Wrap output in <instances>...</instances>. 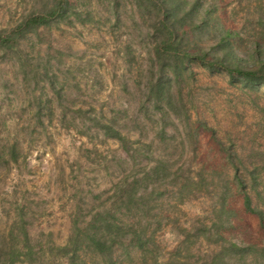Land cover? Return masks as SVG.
<instances>
[{
	"label": "rangeland",
	"instance_id": "1",
	"mask_svg": "<svg viewBox=\"0 0 264 264\" xmlns=\"http://www.w3.org/2000/svg\"><path fill=\"white\" fill-rule=\"evenodd\" d=\"M53 1L0 0V29L14 28ZM72 2L84 21L72 18L71 22L41 28L21 41L19 52L0 49V239L11 231L22 234L23 222L30 245L40 254L48 247L64 246L77 218L85 223L95 212L109 209L118 186L142 174L157 159L170 160L174 170L191 164L207 182L218 179L224 166L222 154L198 119L238 153V165L246 175L261 169L263 202L264 86L251 89L193 63L182 86L191 126L196 130V151L189 148L181 152L187 132L184 123L171 120L165 128L166 141L155 142L151 151L135 161L96 123L112 124L132 141L141 138L135 148L155 137L163 112L139 109L140 103L153 108L146 98L140 99L144 93L141 82L149 71L152 38L142 23L133 20L131 0H117V4L113 0ZM33 69L39 71L37 79ZM45 71L48 76H43ZM47 77L53 79L54 86ZM53 89L60 92L61 102ZM40 97L52 108L37 114ZM135 118L147 127L133 128ZM15 144L18 160L13 162L9 147ZM164 189L160 191L168 194ZM234 194L236 197L229 199L234 223L224 230L226 237L239 244H261L264 233L259 219L246 213L241 195ZM170 201L174 199L161 197V204L149 218L151 231L159 228L157 221L163 217L181 224L171 226L169 220L164 221L155 232L167 258L181 239L177 236L179 227L188 229L192 221L209 217L213 204L205 193L168 211L162 203ZM23 239L20 235L19 242ZM41 261L66 264L65 259L47 254Z\"/></svg>",
	"mask_w": 264,
	"mask_h": 264
},
{
	"label": "trees",
	"instance_id": "2",
	"mask_svg": "<svg viewBox=\"0 0 264 264\" xmlns=\"http://www.w3.org/2000/svg\"><path fill=\"white\" fill-rule=\"evenodd\" d=\"M113 1L117 4V0ZM131 1L135 9L133 20L144 25L146 35L153 42L148 75L141 82L144 93L140 91V99L146 98L153 108L140 103L139 109L163 112L162 123L158 122L162 125L148 144L137 148L134 146L142 142L141 138L132 141L109 123L96 125L106 136L118 140L137 161L143 152L145 156L151 151L155 142L164 143L167 124L178 120L184 123L187 132L182 139L181 152L189 148L196 151V130L191 126L188 100L183 94L186 74L192 72L190 69L195 63L209 73L225 74L232 82H241L251 89L264 86V0ZM72 18L82 20V13L77 11L74 2L54 0L51 5L30 13L14 28L0 29V49L19 52L21 41L29 34L71 22ZM33 70L37 72L33 74L37 79L39 71ZM45 73L43 76H48V71ZM47 78L49 85L54 86L53 79ZM55 92L61 102L60 92ZM37 100V114L52 108L42 97ZM197 122L211 132L223 155L220 157L224 166L218 172V179L207 182L191 164L174 170L170 160L157 159L142 174L131 181L127 178L118 186L109 209L95 212L85 223H80L77 218L64 246L48 247L40 254L30 245L22 222V234L14 235L11 231L0 239V264H45L41 259L46 254L63 258L66 264H264V239L261 244H239L229 240L224 233L234 223L229 204L230 197L236 195L234 192L241 195L244 211L259 219L264 233V201H261L259 189L261 169L255 168L246 175L238 165L241 162L238 153L226 147L205 121L198 119ZM147 125L140 118L132 120L135 129H145ZM142 134L143 131L140 137ZM16 150V144L9 147L13 162L18 160ZM164 188L168 194L160 191ZM204 193L213 200L212 213L192 221L188 229L179 227L177 236L181 239L167 258L157 243L155 232L161 230L164 221H172L163 217L157 221L159 228L151 231V212L161 204L158 203L161 197L174 199L162 203L169 211ZM175 224L181 226L178 221H173L171 226ZM20 235L24 238L21 243Z\"/></svg>",
	"mask_w": 264,
	"mask_h": 264
}]
</instances>
